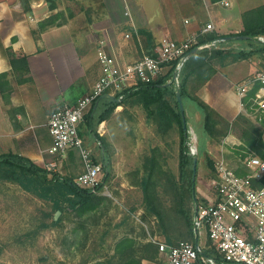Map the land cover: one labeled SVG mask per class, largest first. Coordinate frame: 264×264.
Listing matches in <instances>:
<instances>
[{
  "label": "crops",
  "instance_id": "crops-1",
  "mask_svg": "<svg viewBox=\"0 0 264 264\" xmlns=\"http://www.w3.org/2000/svg\"><path fill=\"white\" fill-rule=\"evenodd\" d=\"M91 1L94 2V9H88L101 15L97 18L94 12L85 23L73 15L70 8L68 15L57 1V7L51 9L47 0H0V74H8L6 81L12 88L10 104L0 93V154H20L43 168L56 160L48 153L53 145L48 126L50 116L60 107L75 105L100 78L98 50L102 44L119 64L124 65L147 53L150 39L151 45H157L163 38L183 41L208 24L215 27L209 33H240L244 12L264 5V0ZM59 11L63 12V17L66 16L62 20L64 24L49 27L37 39L33 31ZM142 29L148 30L150 39L140 33ZM9 48L18 57L27 56L29 74L24 77L30 76V81H19L21 73L14 70L6 53ZM217 69L197 95L231 123L239 115L252 119L260 127L264 145V114L256 115L248 110L238 92L239 84L264 69V57L253 56L218 65ZM104 99L107 96H102L95 108L104 103ZM123 109V105L119 104L109 119L97 125L96 131L100 136L111 133L112 123H117L116 118ZM128 115L131 117V113ZM259 117L261 122L257 119ZM132 121L135 122L134 116ZM234 132L224 138L225 143L230 148L238 146L245 152L251 150L245 140ZM84 135L87 136V142L84 139L86 145L92 148L94 154L99 147L98 140L89 134ZM103 152L104 149L101 154L104 158ZM76 159L83 168L75 149L69 150L62 159L61 165L68 168L65 169L67 175L75 174L71 167Z\"/></svg>",
  "mask_w": 264,
  "mask_h": 264
},
{
  "label": "rangeland",
  "instance_id": "rangeland-1",
  "mask_svg": "<svg viewBox=\"0 0 264 264\" xmlns=\"http://www.w3.org/2000/svg\"><path fill=\"white\" fill-rule=\"evenodd\" d=\"M56 1L61 3V8H65L68 15L70 8L71 13L85 23L95 12L90 11L94 9V2L91 0L90 3L88 0ZM95 13L97 18L101 15ZM64 19L66 16L60 21ZM92 33L98 35L93 30ZM123 107L116 118L117 121L115 120L117 123H112L111 133L107 132L102 136L106 144L103 148L106 158L101 156V144H98L99 147L93 154L94 159L103 165V181L106 174L109 177L104 181L109 187V192L95 193V206L92 205L91 209L80 213L79 207L76 208L72 204V201L79 199L78 195L67 194L66 198L57 196L66 199L61 201L60 210L56 208V200L53 197L43 198L15 181L0 179V264H93L96 260L111 259L115 254L117 242L124 236L135 241L138 256H145L142 264L144 261L148 264H167V256L160 249L157 259L152 260L148 259L150 257L144 253V248L148 242L156 244L154 240L157 239L166 242L163 230L168 231L175 240L182 223L177 222L171 212L172 195L165 187L166 176L161 175L159 180L157 208L161 207L165 217L169 218L167 226H164V222L162 223L149 207L141 180L146 176V171H149L145 163L147 156L150 158L151 155H158V151H154L156 147L161 148L160 153L167 174L170 172L179 180L180 137L177 132L166 136L159 135L156 124L147 117L141 104L128 102ZM247 107L254 112L251 106ZM130 113L131 117L128 115ZM185 115L190 155L192 148L196 146L197 153L192 156L198 157L196 194L189 203L192 212L200 203L197 200H203L205 194L211 192L210 179L214 177L218 160L224 158L238 173H247L242 160L247 156L258 155L252 151L230 148L224 139L215 142L206 137L202 116L191 102L186 104ZM132 116L135 122L132 121ZM257 119L262 121L260 117ZM253 124L261 134L260 127L254 122ZM244 125L241 123L234 129V133L242 140ZM85 136L83 137L87 142ZM91 137L100 142L95 135ZM261 137L262 134L258 138ZM208 158L214 161L215 169L207 166ZM72 164L71 170L75 173L73 176L67 175L68 168L62 165L59 171L49 173L68 176L75 181L84 168L78 159ZM202 236L200 243L203 246L208 240L205 233Z\"/></svg>",
  "mask_w": 264,
  "mask_h": 264
},
{
  "label": "trees",
  "instance_id": "trees-1",
  "mask_svg": "<svg viewBox=\"0 0 264 264\" xmlns=\"http://www.w3.org/2000/svg\"><path fill=\"white\" fill-rule=\"evenodd\" d=\"M51 9L57 7L56 0H47ZM63 12L50 16L48 19L40 23L39 29L34 30L33 33L38 39L42 31L52 26H59L64 24L65 21H59L63 17ZM243 30L240 33L216 34L206 33L199 36L201 44L212 42L216 39L224 38L229 43L235 42V37L238 35L247 36L245 40H238L242 48H221L212 47L197 49L192 53L188 61L184 64L180 72V85L176 86L174 83L167 85L171 82L175 67L169 66L166 73L160 75L158 79L150 83H140L137 88L130 89L125 92L123 99L119 100L118 96L109 97L98 108L95 104L90 108L80 125V134L95 135L100 142L101 148H105V139L96 131V127L102 121L111 117L116 107L126 105L128 102L141 104L147 113V117L154 121L157 127V132L161 136L170 135L177 132L180 137L179 144V164H180V178L176 179L172 173H168L164 169L160 147L154 148L158 151V155H151L150 158L145 160L149 171H146V176L141 180L142 188L146 196V201L152 211L157 214L158 218L164 222V226L170 222L168 217H165L163 210L157 208L159 201L157 188L159 187V180L161 175H165V187L171 192L172 209L171 212L176 217L177 222H181V230L175 237H171L168 231L163 230L167 238L166 243L176 245L181 241H190L196 243V233L194 230V211L189 209V203L193 199V163L194 157L190 155L189 150V134L188 128L184 127L183 116L181 114L179 102L177 100V91L181 92L184 106L187 102L195 105L202 116L203 132L206 137L213 141L224 139L231 131H235L238 125L244 123L243 139L246 144L251 148L248 151H254L261 158H264V145L259 137L261 135L253 122L245 115H239L236 120L231 123L220 115L214 108L202 100L197 92L202 88L211 77L217 72L218 65H227V63H235L241 60L249 59L253 56H264V43L258 40L259 36H264V5L255 9L244 12L242 15ZM141 34L150 36L148 30H140ZM229 37H232L229 40ZM146 51L148 54H153L157 45H151L152 40H149ZM10 62L14 70L20 71L19 81L31 80V77H24L29 74V63L27 56L18 57L11 48L6 50ZM8 74H0V93L7 104L11 103L12 88L8 85L6 78ZM258 89L256 85L247 95L243 98V104L250 106L251 98L255 96ZM102 98V97H101ZM100 98V100H101ZM103 101V100H102ZM247 125V126H246ZM235 129V130H234ZM236 149H243L242 147L234 146ZM94 159V157H93ZM95 162H97L94 159ZM207 166L215 169L214 161L208 158ZM167 174V175H166ZM46 168L35 164L30 158L20 154L8 153L0 154V179H9L19 183L25 189L32 190L38 196L43 198L55 199L56 208L62 209L61 201L66 200L67 194H76L79 199L72 201L74 207L80 209V213L87 209H91L92 205L95 206L96 194L88 189L78 186L74 178L62 176L60 174H53ZM215 175V174H214ZM108 175L104 177V181L108 179ZM264 185L263 182L260 183ZM57 196H63L58 198ZM198 204L205 201L197 200ZM161 206V204H160ZM171 227V225L169 226ZM182 239V240H181ZM207 244H203L202 252L196 264H211L208 259H213L217 264H232L225 262L222 256L212 246L211 240ZM205 239V240H206ZM180 240V241H179ZM201 241V239H200ZM159 245L148 242L144 248V253L150 257L148 259L155 260L158 257ZM145 256H138L135 247V241L127 236L122 237L116 244L115 254L109 259H100L93 262V264H142ZM206 260V261H205Z\"/></svg>",
  "mask_w": 264,
  "mask_h": 264
},
{
  "label": "built area",
  "instance_id": "built-area-1",
  "mask_svg": "<svg viewBox=\"0 0 264 264\" xmlns=\"http://www.w3.org/2000/svg\"><path fill=\"white\" fill-rule=\"evenodd\" d=\"M214 29L213 24H208L183 41L163 38L153 54L143 53L136 61L124 65L119 64L102 44L98 50L102 72L100 78L75 105L60 107L50 116L48 126L53 145L48 153L56 160L50 162L46 169L59 171L64 156L75 149L84 168L75 179L76 184L93 193L107 194L109 187L103 181V165L94 161L92 148L86 145L80 134L79 128L85 115L102 96H118L121 100L126 91L137 88L140 83L155 81L166 73L169 66L175 67L170 83L179 86L180 72L194 50L243 47L238 40L229 43L224 38L201 44L199 36ZM258 40L264 43V36H259ZM256 85L258 89L250 100V106L256 114H264V69L239 84L238 92L245 98ZM191 153H197L196 146ZM242 162L247 173H238L224 158L218 160L215 175L210 179L211 192L205 194L206 202L198 204L194 211V230L199 237L198 242L181 241L169 245L154 240L160 251L166 254L167 264H196L202 252L200 239L204 233L225 262L264 264V185H258L264 180V160L253 155L245 157ZM208 261L217 264L213 259Z\"/></svg>",
  "mask_w": 264,
  "mask_h": 264
},
{
  "label": "water",
  "instance_id": "water-1",
  "mask_svg": "<svg viewBox=\"0 0 264 264\" xmlns=\"http://www.w3.org/2000/svg\"><path fill=\"white\" fill-rule=\"evenodd\" d=\"M248 37L247 36H243V35H238L235 37V40H245L247 39ZM232 37H229V40H231ZM196 50H194L193 52H195ZM171 84L170 82L167 84L169 85ZM177 100L179 102V106H180V110H181V114L183 116V122H184V127L185 128H188L187 126V119H186V115H185V106H184V102H183V99H182V95H181V92L180 91H177ZM99 104V101H97L95 103V107H97V105ZM188 133V132H187ZM194 163H193V195L196 194V185H195V182H196V178H197V173H198V157L197 156H194ZM199 241V237L196 236V242Z\"/></svg>",
  "mask_w": 264,
  "mask_h": 264
}]
</instances>
